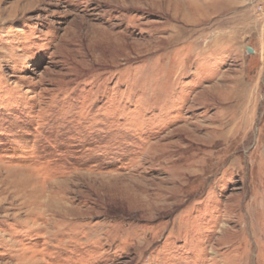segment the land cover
<instances>
[{
	"label": "rangeland",
	"instance_id": "obj_1",
	"mask_svg": "<svg viewBox=\"0 0 264 264\" xmlns=\"http://www.w3.org/2000/svg\"><path fill=\"white\" fill-rule=\"evenodd\" d=\"M0 264H264V0H0Z\"/></svg>",
	"mask_w": 264,
	"mask_h": 264
}]
</instances>
